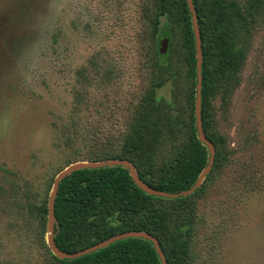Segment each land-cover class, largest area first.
Instances as JSON below:
<instances>
[{
  "label": "rangeland",
  "instance_id": "rangeland-1",
  "mask_svg": "<svg viewBox=\"0 0 264 264\" xmlns=\"http://www.w3.org/2000/svg\"><path fill=\"white\" fill-rule=\"evenodd\" d=\"M143 1L0 0V264H49L48 218L43 231L32 206H48L71 163L93 161L90 139L147 87ZM246 39L239 85L213 102L233 154L204 181L193 264H264V16Z\"/></svg>",
  "mask_w": 264,
  "mask_h": 264
},
{
  "label": "trees",
  "instance_id": "trees-1",
  "mask_svg": "<svg viewBox=\"0 0 264 264\" xmlns=\"http://www.w3.org/2000/svg\"><path fill=\"white\" fill-rule=\"evenodd\" d=\"M193 2L204 57L203 129L216 147L210 179L233 154L226 137L216 130L213 102L221 97L227 104L239 85L249 52L246 37L264 16V0ZM143 12L148 25L145 49L153 74L140 97L129 106L128 116L117 118L114 130L104 138L90 139L93 144L88 158L129 161L151 188L177 194L196 184L210 160L197 130L195 33L188 0H144ZM164 38L170 39V46L166 54H161ZM240 43L243 46L238 47ZM167 84L173 87L171 101L160 94ZM114 131L117 134H112ZM204 193L203 184L188 197L172 200L151 196L122 166L77 171L60 184L56 198V245L71 254L119 234L144 231L159 241L168 264H193L197 201ZM32 210L44 231L49 214L47 200L33 205ZM48 259L49 264H162L153 242L134 238L75 260H60L52 254Z\"/></svg>",
  "mask_w": 264,
  "mask_h": 264
},
{
  "label": "water",
  "instance_id": "water-1",
  "mask_svg": "<svg viewBox=\"0 0 264 264\" xmlns=\"http://www.w3.org/2000/svg\"><path fill=\"white\" fill-rule=\"evenodd\" d=\"M188 6L192 17V24L194 28L195 33V39H196V48H197V70H198V94H197V100H196V121H197V130H198V138L199 140L207 146L208 151L210 153V160L208 166L203 170L201 173L198 181L196 184L187 191L180 192L177 194H169L166 192L158 191L153 188H151L149 185L144 183L138 174V171L134 164H132L129 161L125 160H107V161H80L71 163L67 168H65L63 171H61L57 177L55 178L54 186L49 198L48 203V244L50 246L51 251L53 254L60 260H75L78 258H82L84 256L93 254L94 252H97L99 250L105 249L109 247L110 245L127 239H146L155 245V248L162 260V264H168L166 257L164 253L162 252L160 248L159 241L151 234L144 232V231H132L127 232L123 234L116 235L112 237L109 240H105L103 242H100L90 248L81 250L79 252L75 253H66L58 248L55 242V229H56V213H55V205H56V198L58 196V192L60 189V184L69 176L74 174L77 171L80 170H86V169H97V168H105V167H116V166H122L129 170L130 176L134 180V182L137 184V186L142 189L144 192L151 196H157L161 198L166 199H178L180 197H188L192 196L196 191H198L202 185L204 184V181L206 178L210 175L214 164L216 160V147L214 144L207 138L206 133L203 129V122H202V68H203V49H202V40H201V31L198 24V16L196 12V8L194 5L193 0H188ZM170 46V39L165 38L160 43V53L166 54L169 50Z\"/></svg>",
  "mask_w": 264,
  "mask_h": 264
}]
</instances>
